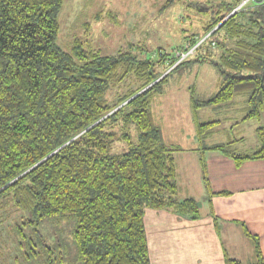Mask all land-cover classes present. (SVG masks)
Returning a JSON list of instances; mask_svg holds the SVG:
<instances>
[{"label":"trees","instance_id":"1","mask_svg":"<svg viewBox=\"0 0 264 264\" xmlns=\"http://www.w3.org/2000/svg\"><path fill=\"white\" fill-rule=\"evenodd\" d=\"M179 1L166 0L162 8ZM63 3L0 0V208L27 211L21 224L31 232L26 235L18 225L21 241L34 234L48 259L57 248L59 264H64L60 246L46 245L38 227L68 218L75 221L71 236L80 264H150L145 209L170 210L193 220L200 216L195 199L178 198L174 154L181 149L164 142L151 95L173 71L208 63L217 74V90L191 97V109L230 106L240 98L245 106L241 121H260L264 4L230 15L237 0L188 2L206 20L200 34L188 36L169 57L158 51L150 58L132 49L101 56L78 39L63 51L57 44ZM209 32L192 55L178 61V52ZM129 75L136 87L107 102L111 85ZM216 124L196 122L198 141ZM255 135L259 146L251 153H236L230 142L202 150L220 151L240 166L264 159V126ZM120 143L127 150L115 152ZM244 234L253 242L252 264H264L257 237L245 229ZM31 245L28 257L38 255L32 240ZM225 264L242 263L226 258Z\"/></svg>","mask_w":264,"mask_h":264},{"label":"rangeland","instance_id":"2","mask_svg":"<svg viewBox=\"0 0 264 264\" xmlns=\"http://www.w3.org/2000/svg\"><path fill=\"white\" fill-rule=\"evenodd\" d=\"M166 0H64L58 15L59 34L57 44L63 51H69L73 40L78 39L87 50L101 56H113L130 49L140 57H157V52L171 56L177 47L185 46V39L191 34L201 32L204 25L200 14L189 8L188 2L206 0H181L162 8ZM239 3V0L237 1ZM137 81L133 76L111 85L107 92V102L129 89L135 88ZM217 90V74L208 63H196L173 71L162 83L159 92L151 95V112L168 145L189 148L197 143V132L192 120L189 98L208 97ZM241 99L233 108L213 110L203 108L197 112V121H218L212 134L202 142L231 143L232 149L246 152L259 145L255 129L264 126V113L261 120L242 123ZM228 118V119H226ZM226 119V120H225ZM234 123H237L234 125ZM132 140L135 130L130 128ZM241 138V139H240ZM124 143L114 146L115 152H124ZM27 211H13L0 208V264H59L57 248L62 252L64 264H80L71 233L75 226L73 218L50 223L44 221L38 232L46 245L54 248L50 255L34 239V234L21 241L17 226L29 235V227L23 226ZM31 240L38 255H30ZM22 244V246H21ZM54 259V260H53ZM51 260V261H49Z\"/></svg>","mask_w":264,"mask_h":264},{"label":"crops","instance_id":"3","mask_svg":"<svg viewBox=\"0 0 264 264\" xmlns=\"http://www.w3.org/2000/svg\"><path fill=\"white\" fill-rule=\"evenodd\" d=\"M241 102L244 105L243 99ZM236 103L237 99L230 106L209 108L230 109ZM199 110L191 109L194 123L202 122L195 120ZM196 142L189 148L179 147L181 151L174 154V159L178 198L195 199L200 216L193 220L170 210L145 209L150 264H225L226 258L252 264L254 246L244 229L257 237L264 262V159L246 160L237 166L220 151L202 150L226 143L206 146L198 144V139ZM258 146L238 153H251ZM220 192L227 194H217Z\"/></svg>","mask_w":264,"mask_h":264},{"label":"built area","instance_id":"4","mask_svg":"<svg viewBox=\"0 0 264 264\" xmlns=\"http://www.w3.org/2000/svg\"><path fill=\"white\" fill-rule=\"evenodd\" d=\"M238 1V0H237ZM261 5V4H264V0H239V3H237V5L234 7V9L232 10V12L230 13V15H232L233 13H237V12H240L242 10H245L249 7H253L255 5ZM210 34V32L205 35L204 37H202L197 44H195L194 46L192 47H186V50L184 51H181V52H178L176 54V56L179 58L178 61H181L185 58H187L189 55H192L195 51V48L201 43L203 42L207 37L208 35ZM214 43L212 42V45Z\"/></svg>","mask_w":264,"mask_h":264},{"label":"water","instance_id":"5","mask_svg":"<svg viewBox=\"0 0 264 264\" xmlns=\"http://www.w3.org/2000/svg\"><path fill=\"white\" fill-rule=\"evenodd\" d=\"M229 16H230V15H228V17H229ZM228 17H227V18H228Z\"/></svg>","mask_w":264,"mask_h":264}]
</instances>
